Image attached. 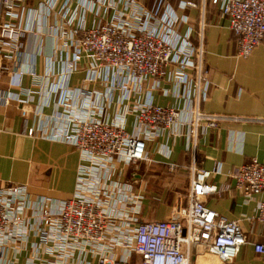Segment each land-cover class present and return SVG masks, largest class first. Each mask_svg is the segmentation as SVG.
<instances>
[{
  "label": "built area",
  "instance_id": "2783aa9c",
  "mask_svg": "<svg viewBox=\"0 0 264 264\" xmlns=\"http://www.w3.org/2000/svg\"><path fill=\"white\" fill-rule=\"evenodd\" d=\"M165 1L155 0L151 11L133 0H124L123 10H116V0H82L79 6L73 0L41 1L38 12L44 17L58 2L57 21L45 32L56 43L37 49L47 55L45 74L53 76V68H58L56 81L47 91L54 98L50 139L72 147L87 167L76 169L68 199L39 200L32 218L25 214V185L0 188V262L8 252L18 256L28 249L24 264H205L198 262L203 255L229 264L247 244L236 221L219 216L203 203L228 189L206 183L209 176L218 174L217 168L190 167L187 189L174 194L169 212L160 220L137 222L141 197L129 196V188L120 189L115 183L106 190L116 163L129 166L146 161L145 143L170 134L188 139L194 151L197 136L216 130L221 122L239 121L199 112L198 104L206 99L209 87L203 68V22L193 45L186 17H176L171 9L156 16ZM207 1L226 19L236 39L237 56L245 58L257 46L264 49V0ZM179 5L181 9L196 7L189 0ZM38 12L25 10L23 0H0V50L8 46L19 52V40L32 32ZM86 14L94 18L90 27L85 24ZM178 24L185 26L183 32L177 31ZM67 50L69 55L62 58ZM81 61L86 63L84 78L69 90L65 80ZM170 69L172 82L182 89L184 106L159 107L149 96L141 98L143 85L152 81V89L157 88L168 79ZM6 73L11 77L9 88L2 90L0 69L1 106L13 100L29 104L45 87L44 76L33 68L16 67ZM23 76L28 78L27 88L19 87ZM96 83L105 84L101 93L84 87ZM112 104L118 110L109 118L105 111ZM20 114L24 116L25 110ZM128 117L132 134L124 129ZM26 136L33 137L34 131L28 129ZM167 168L172 172L179 166L167 164ZM227 178L245 200L264 193V164L255 159L229 171ZM253 219L264 226V201L256 203ZM252 248L264 255L263 244H252Z\"/></svg>",
  "mask_w": 264,
  "mask_h": 264
},
{
  "label": "crops",
  "instance_id": "0c3cea01",
  "mask_svg": "<svg viewBox=\"0 0 264 264\" xmlns=\"http://www.w3.org/2000/svg\"><path fill=\"white\" fill-rule=\"evenodd\" d=\"M41 1L23 0V7L25 10L38 12ZM180 1L184 0H173L171 4L166 0L156 16L162 17L171 9L176 17H186L187 25L193 30V45L196 43L195 34L199 22H203V67L209 87L206 99L198 104V110L204 114L238 118L239 121H224L219 123L216 130H206L197 136L194 151L191 150L188 139L170 134L145 143L146 161L142 162L143 165L122 166L116 163L106 190L110 191L113 183L120 189L129 188V196L141 197L137 222L160 220L169 212L172 201L164 202L163 196L160 197V189L155 187L153 190V182L162 183L166 176L169 177L172 181L173 200L175 188L184 187V191L187 189L190 167L207 171L217 168L218 174L209 176L206 183L217 187L227 185L228 189L218 196L205 198L203 203L219 216L236 221L247 242L239 248L229 264H264V255L255 254L252 248V244L264 245V226L253 219L255 205L264 201V193L245 200L227 178L229 171L251 159L264 164V49L257 46L247 57L237 56L236 39L229 30L226 19L207 0L204 3L201 0H189L196 7L184 9H181ZM81 2L82 0H73V4L78 6ZM57 6L58 2L47 17L40 12L35 15L32 32L19 40V52L8 46L0 50L2 90L9 88L11 77L6 72L16 67L23 70L33 68L45 78V87L33 95L31 103L23 105L13 100L7 107L0 105V188L10 184L25 185L28 194V209L25 214L30 218L37 214L35 207L39 200L60 202L68 199L74 190L76 169L87 167L86 163L79 161L78 154L72 147L50 139L52 123L49 118L54 111V98L47 91L49 84L56 81L58 68H53V76L45 74L48 70L47 55L44 50L41 55L37 49L45 43H56L45 32L48 31L49 24L57 21ZM154 6L155 0L145 8L151 11ZM84 17L86 26H92L93 15L86 14ZM20 26H23L22 22ZM184 29V25H177L179 33ZM68 55L69 50L62 52L61 57ZM17 58H20V62ZM85 69L86 63L79 62L78 70L65 80L67 89L77 88L84 78ZM168 73V79L161 80L157 88L152 89V81H147L140 92L141 98L149 96L152 104L159 107L181 108L184 106L182 89L172 82L171 69ZM19 87H28L26 76L19 80ZM84 87L101 93L105 84H85ZM12 90L17 93V89ZM21 109L25 110L24 116L20 114ZM117 110L118 107L112 104L105 114L112 118ZM28 129L34 131L33 137L26 136ZM124 129L126 133L132 134L134 127L130 117L126 119ZM167 164H175L179 169L169 172ZM89 196L85 194V197ZM27 255L28 249L18 256L8 252L0 264H24Z\"/></svg>",
  "mask_w": 264,
  "mask_h": 264
},
{
  "label": "rangeland",
  "instance_id": "374dc122",
  "mask_svg": "<svg viewBox=\"0 0 264 264\" xmlns=\"http://www.w3.org/2000/svg\"><path fill=\"white\" fill-rule=\"evenodd\" d=\"M134 2L144 6V7H148L150 5L151 2H153L154 0H133ZM173 1V0H172ZM171 0H169V4L172 3ZM115 8L116 10H123V7H124V0H116V3H115ZM197 33V32H196ZM204 68V67H203ZM205 70V69H204ZM210 115H213V114H210ZM218 116V115H217ZM141 165L142 162L140 163ZM143 179H145V177H142ZM154 186H153V190H155V187H157L158 189H160V191L162 192V195H160V197L163 196V200L164 202H167V203H170L172 200H171V184H172V181L169 179V177L166 176V179H164V181L162 183H155L153 182ZM149 188V186H148ZM175 193H183L184 192V187L183 188H175ZM156 191H151V193H154ZM164 193V195H163ZM155 199V197H153ZM200 262H205V264H219L218 261L216 260L215 257L213 256H210V255H203L200 257ZM203 260V261H202Z\"/></svg>",
  "mask_w": 264,
  "mask_h": 264
},
{
  "label": "water",
  "instance_id": "95a60500",
  "mask_svg": "<svg viewBox=\"0 0 264 264\" xmlns=\"http://www.w3.org/2000/svg\"><path fill=\"white\" fill-rule=\"evenodd\" d=\"M192 260H193V248H191V250H190V260H189V262L192 263Z\"/></svg>",
  "mask_w": 264,
  "mask_h": 264
},
{
  "label": "bare ground",
  "instance_id": "6f19581e",
  "mask_svg": "<svg viewBox=\"0 0 264 264\" xmlns=\"http://www.w3.org/2000/svg\"><path fill=\"white\" fill-rule=\"evenodd\" d=\"M201 258H198V262H199V260H200ZM203 261V260H202ZM202 263V262H201ZM203 263H205L204 261H203Z\"/></svg>",
  "mask_w": 264,
  "mask_h": 264
}]
</instances>
